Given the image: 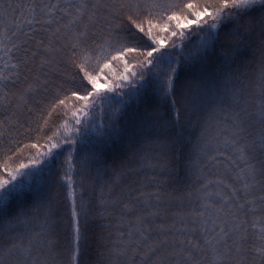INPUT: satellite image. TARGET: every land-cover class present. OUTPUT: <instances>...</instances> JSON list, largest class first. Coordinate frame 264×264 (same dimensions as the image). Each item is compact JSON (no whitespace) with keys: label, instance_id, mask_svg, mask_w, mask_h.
<instances>
[{"label":"snow or ice","instance_id":"1","mask_svg":"<svg viewBox=\"0 0 264 264\" xmlns=\"http://www.w3.org/2000/svg\"><path fill=\"white\" fill-rule=\"evenodd\" d=\"M0 264H264V0H0Z\"/></svg>","mask_w":264,"mask_h":264}]
</instances>
